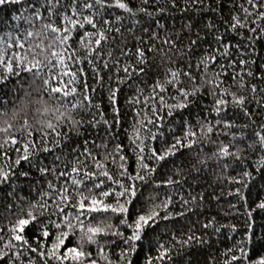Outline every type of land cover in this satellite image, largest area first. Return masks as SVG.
<instances>
[{
    "label": "trees",
    "instance_id": "trees-1",
    "mask_svg": "<svg viewBox=\"0 0 264 264\" xmlns=\"http://www.w3.org/2000/svg\"><path fill=\"white\" fill-rule=\"evenodd\" d=\"M127 3L134 15L119 8H109L101 10L97 16V20L107 19L111 14L113 27L121 28L117 42L112 43L110 39L103 45L102 59L97 58L96 66L103 81L93 78L89 64L68 62L70 71L84 69L82 79L89 85L88 89L81 87L79 75L75 83L66 84L69 76L60 75L64 71L60 65L47 69L42 78H35L21 68L26 53V59H32L28 47L7 46L9 37L18 39L27 27L22 20L15 19L21 6L0 5V170L10 174L6 182L0 183V236L3 241H8L13 235L12 226L38 202H46L47 206L42 214L39 208L34 214L48 223L49 209H54L57 199L48 192V184L51 181L62 187L65 182L63 178L57 182L56 173L42 175L41 167L71 172L72 167L78 166L81 172L97 174L91 181L85 180L89 188L93 182L103 181L94 193L101 189L113 193L102 198L105 203L115 205L122 186L133 184L136 188L134 207L130 208V214H124L126 223L121 224L120 217L111 212L86 213L81 217L84 231L87 226L105 229L95 237L94 243H85L83 247L97 264H125L121 253L129 252V245L124 243V237L132 234L138 215L153 210L159 212V216L155 223L143 226L140 239L134 241L136 251L128 255L132 264H225L226 251L242 240L246 220L251 219L257 234L264 235V211H254L252 218L245 215L254 202L264 199V147L259 145L255 135L256 132L264 134V104L261 103L264 80L259 79L264 74V39L257 34L250 46L246 37L252 33L246 28L238 29L240 35L226 31L231 16H243L240 7L242 4L247 7L245 0H206L203 8L187 5L185 0H176L175 6L172 0H148L147 4L144 0H127ZM209 5L217 11H209ZM141 8H146L151 15L139 11ZM117 16L121 17L120 22H115ZM209 23L214 27H206ZM38 28L39 24L35 30ZM85 28L93 31L88 25ZM217 34L223 35L224 43L232 46L230 55L223 58H220L223 49L217 51L220 47L215 39ZM169 38L176 41L171 50L163 43ZM197 39L198 43L190 51V41ZM38 43L33 39V51ZM237 44L239 50L235 47ZM69 45L75 49L77 57L84 54L75 34ZM137 48L145 50V63L141 65L144 72L129 80L121 69L126 64L137 65ZM122 49L127 56L121 54ZM53 50L62 51L59 48ZM211 55L217 56L215 62L207 59ZM13 58L18 62L14 71L9 72L6 62ZM241 59L252 63L240 64ZM104 61L109 65L107 69L103 68ZM201 61L208 65L207 68ZM233 61L236 62L234 67L231 66ZM249 69L253 76L247 75ZM170 71L178 73L171 84L167 82L171 79ZM189 71L194 77L192 80L181 74ZM117 76L125 82L120 85L117 95L115 123L110 128L103 122L90 125L94 120L113 122L108 88L109 85L116 87ZM213 79L220 84L219 93H224L227 88V94L217 93V89L208 83ZM44 80H50L48 87H63L69 95L64 97L62 92H50ZM158 81L164 91L153 90ZM253 86L255 92L251 91ZM72 87L77 88L76 93L71 92ZM178 89L189 93L197 89L194 97H188L187 107H178L184 102ZM231 94L236 98L244 97V104L235 103ZM84 95L90 96L91 105H99V110L93 106L73 109V104L88 103L84 101ZM220 98L226 103L219 106L222 110L217 113L216 101ZM72 118L82 123L73 126ZM49 124L56 126L63 135H48ZM208 127L212 132L207 131ZM13 139L15 143L11 142ZM178 140L183 143L176 155L165 160L152 157L154 152L164 154ZM192 141L195 143L189 147ZM222 146H228L229 151L240 158L217 156ZM86 150L98 158L100 167L86 155ZM25 151L28 152L27 160L22 159ZM144 164L148 165L147 169L142 167ZM103 172L111 179L103 176ZM244 172L250 175L244 176ZM138 175L144 176L145 180L138 179ZM169 179L179 183L169 185ZM67 186L71 189L70 179ZM88 194L85 190L84 195ZM73 195L77 201L81 199L75 191ZM125 199L121 198L120 202ZM181 200L189 203L182 205ZM165 201H169L167 207ZM68 211L72 212L71 209ZM181 211L185 214L177 215ZM166 214L168 218H164ZM69 218L76 225L74 231L63 226L58 229L55 224L49 227L50 233L68 232L64 246L56 250L57 256L64 254L66 248H79L81 243L83 231L74 215ZM60 219L52 217L57 223ZM209 222L212 227H202ZM217 228L219 231H214ZM115 232L122 235H114ZM193 232L204 236L207 243L201 245L193 241L183 245L181 241ZM22 234L38 251L28 252L29 245L13 249L24 252L17 264H74L71 259L58 260L48 255L56 242L55 236L50 235L40 242L39 225L30 224ZM0 250L7 251L2 245ZM165 250L169 258L160 259ZM255 250L264 253V243L257 244ZM41 252L43 256L39 254ZM81 260L82 264H88V260Z\"/></svg>",
    "mask_w": 264,
    "mask_h": 264
},
{
    "label": "snow or ice",
    "instance_id": "snow-or-ice-1",
    "mask_svg": "<svg viewBox=\"0 0 264 264\" xmlns=\"http://www.w3.org/2000/svg\"><path fill=\"white\" fill-rule=\"evenodd\" d=\"M185 2L187 5L200 6L201 8H203L206 4V0H185ZM144 3L147 4L148 0H144ZM172 3L175 6L176 0H172ZM8 4L21 6V12L15 17V19L22 20L27 25V27L23 29L18 39L16 37H9V42L7 43L8 47L18 46L20 49H25L26 46L28 47L32 59L27 60L26 53L23 62L20 63V67L24 68L27 72L32 73L33 77L35 78H42V74L45 73L47 69H55L57 65H60L61 68L64 69L60 75L69 76V80L65 82L66 84L75 83L77 76L79 75L82 79L84 74L83 68H78L75 72L70 71V65L68 63L69 61L73 65L81 63L89 64L92 66L93 78L101 82L103 81V77L96 66L97 58L102 59V53L104 52L103 45L107 44L110 39L112 43L117 42V34L121 33V28L113 27L114 21L111 19V14H109V18L107 19L101 18L97 20V16L101 13V10L119 8L128 12L130 15L135 14L133 9L129 7L127 0H67V2H65V0H0V5ZM245 4L247 7H245L244 4H242L240 7L241 12H243V16L239 14L231 16L230 20L228 21L226 31L230 30L240 35L241 33L238 31V29L246 28L249 33H252L250 37H246V39L249 40V44L251 46V42L256 39L257 34H259L261 39H264V0H245ZM208 10L217 11V9L212 8L210 5ZM139 11L151 15V13L147 12L146 8H141ZM161 11L163 10L161 9ZM120 21L121 17L117 16L115 22ZM37 24H39V28L38 30H35ZM86 25L90 26L93 31H87L85 28ZM206 27L213 28L214 25L209 23L206 25ZM80 30L83 31L81 32ZM74 34L78 38L79 44L84 49V54L80 57L76 56L75 49H72L69 45V41L74 39ZM33 39L39 41V43L35 45V51L32 50ZM215 39L217 45L220 46L217 51H220V48L223 49V51L220 52V58L230 55L229 48L232 46L230 44L224 43L223 35L217 34ZM163 43L168 45L169 50H171L176 45V41L171 40L170 38L163 41ZM197 43L198 39L190 41L189 50L191 51ZM235 47L239 50L240 45L237 44ZM54 48L62 49V51H54ZM69 53H71V55H69ZM121 54L125 56L128 55V53L123 49L121 50ZM108 55L110 56L111 53ZM135 55L139 57L137 65L134 66L131 64H126L121 69V71L124 73V77L129 80L133 75L137 73L142 74L144 72V68L141 65L145 63V50L137 48ZM165 55H167V53H165ZM241 55H243V53H241ZM207 59L215 62L217 60V56L211 55ZM17 62L18 61L16 58L6 62V67L8 68L9 72L14 71V65ZM239 63L248 65L252 62L246 59H241ZM201 64H203L205 68L208 66L204 63V61H201ZM235 64L236 62L233 61L231 66L234 67ZM26 65L30 66L26 67ZM108 67L109 65L107 61H104L103 68L107 69ZM221 68H223V66H221ZM181 74L187 76L190 80L194 79L190 71ZM168 75L171 77V79L167 82L171 84L175 82L178 73L176 71H170ZM247 75L253 76L254 73H252L249 69ZM109 79L111 80L112 77H109ZM259 79L264 80V74H262ZM124 82L125 81L123 78L117 76L116 87L113 88L111 85H109L108 88L110 107H112L114 113L113 122L110 124L108 120H94L90 122V125L95 126L103 122L110 128L115 123L116 116H118V108L116 106L117 95L120 91V85ZM208 83L212 84V86L217 89V93L219 95L223 96L224 94H227V88H225L224 93H219L220 84H217L215 79L208 81ZM44 85L48 87L50 85V80H44ZM81 87L88 89L89 85L82 79ZM157 88H159L160 91L165 90L159 81L153 86V90L155 91ZM48 90L52 93L62 92L64 97L69 95V91L64 90L63 87H48ZM92 91H94V89H92ZM178 91L181 92L182 99L184 100L183 104L178 105V107H187L189 104L188 97H194L197 94V89H193L191 93L182 89H178ZM251 91L255 92L256 88L253 86ZM71 92L76 93L77 88L72 87ZM231 95L233 96L235 103L244 104V97L241 96L236 98L235 94ZM162 100L163 98L161 97V101ZM84 101H87L88 103L73 104L72 108H86L93 106L99 110V105H91L90 96L84 95ZM224 103H226V101L223 98H220L216 101L217 107L215 110L217 113L222 110L219 106L223 105ZM261 103L264 104V100H262ZM70 115L72 117L71 111ZM81 123L82 121H77L74 118L71 119V124L73 126H79ZM47 129L48 135H52L53 133H55L57 136L63 135V133L58 132L56 130V126L52 124H49ZM207 131L212 132V128L208 127ZM192 135H195V133ZM255 135L258 137L259 145L264 147V134H262V132H256ZM153 138H155V134L153 135ZM11 142L15 143L16 141L13 139ZM5 143H8V141ZM182 143L183 141L178 140L173 143L164 154L161 155L154 152L152 157L157 160H165L170 155H176V151L178 150V147L182 145ZM194 143L195 141H192V143L188 146L192 147ZM86 155L91 157L93 162L96 163L97 167L101 166L99 164L98 158L93 156L90 151L86 150ZM217 156H233L236 159L240 158L236 156L235 153L230 152L228 146H222L219 149ZM22 159H28L27 151H25ZM57 159H59V157H57ZM121 159L123 160V156H121ZM17 163H19V160ZM200 163H204V161H201ZM142 167L147 169L148 165L144 164ZM39 171L42 175L56 173V181L58 182L63 178L65 186L57 187L51 181L48 184V192L57 198L55 199L54 209H49L48 223H45L34 214V210L36 208H39L42 214L45 207L47 206L46 202H38L37 205H33L28 212L24 213L23 218H19L12 226L11 232L13 235L8 241H3V237L0 236V245H2L3 249H7V251L0 250V264H17V259L24 256L23 251H13V249H20L24 245H29L28 240L22 233L30 224L34 227L37 225L41 227V236L38 238L40 242L46 240L50 235L55 236L56 242L52 244V249L48 252L49 256H53L58 260L71 259L74 264H82L81 258L88 260V264H97L95 260L91 259V253L85 252L83 247L85 243H94L95 237L101 234L105 229L101 228L100 226H87L86 231H84L85 224L83 220H81V217L86 213L111 212L120 217L121 224L126 223V217L124 214H130V208L134 207L133 198L136 196L135 186L133 184H129L127 187L122 186L123 190L117 194V202L115 205H113L110 203H105L102 199L103 197L113 195V193L103 189H101V191L98 193H94V189L101 188L103 181L98 183L93 182L91 188H89L88 184L85 182V180L91 181L93 177L97 175L95 172H81V168L78 166L72 167L71 172H68L67 170L56 172V169H49L47 167H41ZM102 174L103 176L111 179L107 172H103ZM248 175H250V173L244 172V176ZM9 176V172L0 170V183L6 182L9 179ZM137 178L141 181L145 180V177L141 175H138ZM69 179L71 180V189L67 186ZM167 183L171 185L179 183V181L169 179ZM85 190L88 191V195H84ZM74 191L80 195L81 199L79 201L75 199V196L73 195ZM237 194L239 195V193ZM124 197L127 199L121 203L120 199ZM193 200H195V197H193ZM168 203L169 201H165L164 206L167 207ZM180 203L182 205H187L189 201L181 200ZM69 209L72 210L71 213L68 211ZM254 211H264V199L254 202L253 206L248 209L245 215L249 218H252V213ZM184 214V211H181L177 215ZM70 215H74L77 223L80 225V228L83 231L81 243L79 248H66L64 254L57 256L56 250L64 246L65 238L68 236V232L62 231L58 234L50 233L49 227L50 225L55 224V227L58 229L63 226L74 231L76 225L72 223V220L69 218ZM53 216H56L58 219L62 217V219H60V222L57 223L52 220ZM158 216L159 212L155 210L150 211L148 214L138 215L132 234L128 237H124V243L129 245V252L136 251L134 241H138L140 239L142 227L149 226L150 222L155 223V220ZM164 218H168L167 214ZM93 219H95V217H93ZM105 219H108V217H105ZM107 227H112V225H108ZM202 227L208 229L212 227V223H205L202 225ZM214 231L218 232L219 229H214ZM233 231H235V229H233ZM113 234L122 235L119 232H115ZM13 241L18 243H13ZM193 241L201 245L207 243V240L204 236H198L194 232L183 239L181 243L183 245H189ZM260 243H264V235L257 234L251 219L246 220V228L242 240L234 248L228 249L226 251L225 264H264V253H258L255 250L256 245ZM27 251L36 253L38 249L32 248L29 245ZM129 252L122 251L121 253V255L124 257L125 264H132V261L128 259ZM68 253H71L72 255L69 257L67 255ZM39 254L41 256L44 255L43 252ZM159 258H169L168 251L165 250Z\"/></svg>",
    "mask_w": 264,
    "mask_h": 264
}]
</instances>
